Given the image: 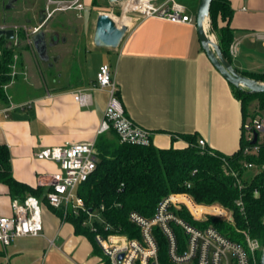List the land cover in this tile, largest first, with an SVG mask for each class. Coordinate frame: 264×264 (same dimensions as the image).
Returning a JSON list of instances; mask_svg holds the SVG:
<instances>
[{
	"label": "crops",
	"instance_id": "0c3cea01",
	"mask_svg": "<svg viewBox=\"0 0 264 264\" xmlns=\"http://www.w3.org/2000/svg\"><path fill=\"white\" fill-rule=\"evenodd\" d=\"M80 1L84 7L90 5V0ZM176 1L184 5L193 22L140 17L128 27L117 47L90 42L98 61L90 74L80 58L83 48L88 47L72 42L60 47L58 60L50 56L44 60L51 70L58 69L61 79L45 82L34 73L36 65L30 62H22L19 70L12 71H18V75L5 86L8 99L0 100V144L9 149L13 177L42 189L37 197L44 229L43 235L19 237L6 247L0 243V264H110L98 244L85 234H77L67 214L62 216L61 208L48 203L47 181L60 167L36 155L48 146L96 140L109 98L107 89L94 86L103 63H109L113 70L118 97L127 114L153 132L154 145L183 147L189 143L183 135L196 134L224 154L239 149L245 121L241 101L203 49L196 14ZM230 2L232 42H239L232 62L240 71L260 72L259 67L264 66V40L256 33H264V0ZM67 22L65 34L70 37ZM79 89L90 90L88 105L75 99ZM13 199L9 186L0 181V214H12Z\"/></svg>",
	"mask_w": 264,
	"mask_h": 264
},
{
	"label": "trees",
	"instance_id": "16d2710c",
	"mask_svg": "<svg viewBox=\"0 0 264 264\" xmlns=\"http://www.w3.org/2000/svg\"><path fill=\"white\" fill-rule=\"evenodd\" d=\"M92 5L98 6V0H92ZM210 16L221 50L232 61L230 44L233 41V29L229 22L233 8L230 0H212ZM6 40L1 39L2 43ZM14 56L12 47L3 46L0 52L1 101L8 99L5 86L13 79ZM241 72L264 81V71ZM231 85L241 101L245 120L250 100L258 99L261 107H264V92L252 93ZM183 138L189 142L188 145L158 147L154 143L149 146L122 143L113 129L100 133L95 143L96 169L79 185L77 191L87 209L79 214L69 211L66 215V219L73 223L75 232L87 235L97 244L95 233L86 223L88 210L91 209L100 213L102 221L94 220L100 231L126 233L130 237L140 238V228L129 218L131 211L151 217L164 197L175 192H188L197 203H218L228 208L232 212L233 221L212 215L206 220H196L186 208L175 211L181 218L198 227L213 225L239 242L244 241L246 231L264 245V141H257L259 149L256 154L246 155L245 147L253 143L246 139L244 130L240 147L233 154H224L209 145L203 150L196 134H184ZM222 157L240 174L244 171V161L254 163L259 170L249 179H243L242 187H239L235 177L225 171ZM0 181L9 186L14 198L24 199L28 194L38 196L42 192L41 188H33L13 177L10 153L5 144H0ZM239 200L241 205L237 203ZM101 206L105 208L102 210ZM60 214L64 216L62 209ZM105 224H110L112 229L105 231ZM174 229L181 248H184L187 238L184 230L180 226H174ZM154 233L158 243L159 264H175L169 257L168 241L160 227L155 226ZM261 253L262 250L257 253L259 263Z\"/></svg>",
	"mask_w": 264,
	"mask_h": 264
},
{
	"label": "built area",
	"instance_id": "2783aa9c",
	"mask_svg": "<svg viewBox=\"0 0 264 264\" xmlns=\"http://www.w3.org/2000/svg\"><path fill=\"white\" fill-rule=\"evenodd\" d=\"M78 7L84 8L82 3H78ZM133 9L139 12L141 17L157 16L177 23L194 21L193 17L186 13L184 5L176 0H139L133 5ZM256 36L264 40L263 32L256 33ZM238 50L239 42H232L231 57H235ZM94 86L107 89L109 93L100 133L113 129L122 143L142 146L153 143V132L135 122L127 114L118 97V84L109 63L99 66ZM74 96L81 105L90 103V90L79 89ZM0 112H2L1 109ZM242 128L246 139L252 141L254 133L257 132V141H259V136L264 134V118L258 115L246 119ZM95 143L96 140L66 142L63 145L45 147L36 153L40 159H50L59 164L60 170L52 173L47 181L50 189L46 193V198L51 206L63 209L64 214L69 211L79 214L80 211L87 209L77 191L79 185L85 182L96 169ZM198 144L203 150L208 147L204 138H199ZM258 149L257 142L253 143L252 146L245 147L244 154H256ZM222 160L225 171L235 177L239 187H242L244 171L247 168L257 167L252 162L244 161L242 164L244 171L240 174L238 170L233 169L225 157H222ZM237 203L242 204L240 200ZM104 208L101 206L102 210ZM182 208H186L196 220H206L212 215L233 221L232 212L221 204L197 203L188 192H175L158 203L151 217H145L137 211L129 213L130 220L140 228V238L130 237L126 233L100 231L94 224L95 219L102 221L99 211L88 210L89 218L86 223L95 233L96 243L109 259L110 264H159L155 226L160 227L164 233L168 241L169 257L175 264H260L257 253L263 249L264 245L258 238L244 231V241L239 242L223 234L213 225L195 226L177 215L175 211ZM41 211V202L37 196L14 198L12 214H0V243L6 247L19 237L43 235ZM174 226H180L186 234L184 248H181L178 242ZM110 229L112 226L105 224L104 230ZM50 242L54 243L53 240Z\"/></svg>",
	"mask_w": 264,
	"mask_h": 264
},
{
	"label": "rangeland",
	"instance_id": "374dc122",
	"mask_svg": "<svg viewBox=\"0 0 264 264\" xmlns=\"http://www.w3.org/2000/svg\"><path fill=\"white\" fill-rule=\"evenodd\" d=\"M58 0H44V13H43V19L51 12H53V9L58 5ZM85 3H89V0H83ZM184 4L187 5L188 11L196 14L197 8L196 4L199 3L200 0H180ZM92 0H90V5L85 6L81 12H82V35H81V45L82 47H86L87 49L83 48V52H81L80 58H82V61L84 62L85 66L84 69L88 70V73H92L94 70L97 61L96 57V50L90 49V42H94V34H95V27L96 22L99 14L101 13H107L110 16L120 17L124 14L128 15L130 18V22L128 23V27H130L137 19L141 17V14L133 9L134 0L128 2L125 0H98L99 5L94 6L92 5ZM78 3H81L80 0H78L77 3H74V5L78 7ZM64 6L67 7L66 10L63 11V19L67 21H71V8L69 7L73 3H71V0H62V3ZM29 6L19 4L17 7V10L14 11L13 15H11L7 22H3V20L0 18V27H6L7 29H14L15 30V36L10 39L6 40V42L1 41L0 39V52L3 48V46L12 47L15 51V56L13 59V70H19L20 63L30 62L35 63L37 70H34L35 74H38L41 79H43L45 82H51L54 78H59V71L56 68H53L52 70L48 67L46 61L42 60L37 51L34 48V45L31 41V36L35 33L34 27H38V24L41 22L42 18H36L27 10ZM80 11V10H79ZM57 21V22H56ZM59 20L55 18V21H52L48 24H46L43 28L44 31L48 36H50V32L56 25L59 24ZM116 22V21H115ZM68 23V22H67ZM67 23L64 26H62V29H60L59 33L62 34V32L66 31L65 29L67 27ZM119 27H121L123 24L116 23ZM25 26L27 29H25L23 32H19L17 30L20 29V27ZM87 38H86V37ZM63 44L60 43L54 49L52 50V53L58 52L60 53V47ZM86 57H88V60L86 61ZM244 59L245 57L242 56ZM75 64L73 65L74 70L76 71L77 61L74 60ZM16 64V65H15ZM92 70V71H91ZM258 70H264L263 67H259ZM16 71V74H11L14 78V75H18ZM61 79V78H59ZM7 90V88L5 87ZM9 93L12 91V89L8 90ZM261 102L258 99H252L247 103V118L255 117V116H261L264 118V107H261ZM259 141H264L263 134L260 135ZM259 170L258 167H251L247 168L243 173V178H246L247 176L251 177L253 176L257 171ZM189 194V193H188ZM190 195V194H189ZM2 246H0L1 248ZM3 248V247H2ZM1 248V249H2ZM1 252V250H0Z\"/></svg>",
	"mask_w": 264,
	"mask_h": 264
},
{
	"label": "water",
	"instance_id": "95a60500",
	"mask_svg": "<svg viewBox=\"0 0 264 264\" xmlns=\"http://www.w3.org/2000/svg\"><path fill=\"white\" fill-rule=\"evenodd\" d=\"M211 3L212 0H200L196 13L197 32L203 49L213 65L231 84L252 93L264 92V81L243 74L222 52L218 35L211 22ZM127 30V25L119 27L109 14L101 13L96 22L94 43L97 46L117 47L121 43ZM2 36L10 40L15 36V30L0 29V37ZM31 41L39 57L42 60H47L49 55L46 33L43 31L35 32L31 36ZM257 139L258 133L255 132L252 143H256ZM89 211H91V209H89ZM260 264H264V246L261 253Z\"/></svg>",
	"mask_w": 264,
	"mask_h": 264
},
{
	"label": "flooded vegetation",
	"instance_id": "af4514ba",
	"mask_svg": "<svg viewBox=\"0 0 264 264\" xmlns=\"http://www.w3.org/2000/svg\"><path fill=\"white\" fill-rule=\"evenodd\" d=\"M58 5L53 9V12L49 13L44 19H43V13H44V0H0V18L3 20V22H7V19L13 15L14 11L17 10V7L19 4L27 5L29 8L27 9L31 15H33L36 18H42L41 22L38 24V27H34V32H40L44 31V26L52 21H55V18H57L59 21V24L52 29L50 32V36L47 37V44H48V55L54 59L58 60L60 57V53L55 52L52 53L54 47H56L58 44L72 42L75 45H78L81 43V35H82V9H78L74 3H77L78 0H71L72 5L69 7L71 10V21L70 24V32L72 36L69 37V35L65 34V31L62 32V34L59 33L60 29H62V26H64V19L62 15L64 14L63 11L67 9L66 6H64L62 3V0H58ZM80 10V11H79ZM57 22V21H56ZM0 29H7L6 27L1 26ZM12 29V28H11ZM27 27L22 26L20 27L19 32H23ZM5 38V36L0 37V39Z\"/></svg>",
	"mask_w": 264,
	"mask_h": 264
},
{
	"label": "bare ground",
	"instance_id": "6f19581e",
	"mask_svg": "<svg viewBox=\"0 0 264 264\" xmlns=\"http://www.w3.org/2000/svg\"><path fill=\"white\" fill-rule=\"evenodd\" d=\"M125 1H128V2H130V1H132V0H125ZM135 2H134V4H136V3H138L139 2V0H134ZM113 19H114V21H116V23H121V24H123V25H128V23L130 22V18H129V16L128 15H126V14H124V15H122V16H120V17H115V16H111Z\"/></svg>",
	"mask_w": 264,
	"mask_h": 264
}]
</instances>
